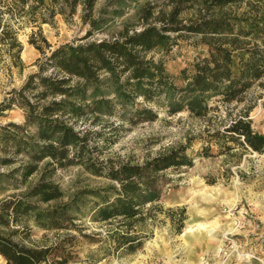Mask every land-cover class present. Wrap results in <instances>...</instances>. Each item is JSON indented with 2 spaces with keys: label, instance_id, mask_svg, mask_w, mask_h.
Segmentation results:
<instances>
[{
  "label": "trees",
  "instance_id": "trees-1",
  "mask_svg": "<svg viewBox=\"0 0 264 264\" xmlns=\"http://www.w3.org/2000/svg\"><path fill=\"white\" fill-rule=\"evenodd\" d=\"M127 1L136 0H107L99 7L98 0H0L6 69L24 68L17 38L23 25L31 28L28 44L39 53L36 69L0 102V117L15 107L23 113L20 124H0L5 264L77 263L86 219L128 233L145 206L160 200L165 172L192 165L187 151L194 138L137 164L101 160L99 143H114L122 124L154 122L158 110L205 118L211 104L240 103L254 86L264 89V0H167L158 8L145 2L136 13L140 30L130 32L123 23L116 36L94 39L109 31ZM56 16L66 23L77 17L85 35L52 48L40 27ZM188 39L202 52L174 76L167 57ZM250 108L222 132L209 134V141L262 153L264 135L251 129ZM71 166L107 182L64 191L53 177ZM33 230L44 233L37 240ZM118 233L110 234L115 250L139 245L136 237Z\"/></svg>",
  "mask_w": 264,
  "mask_h": 264
},
{
  "label": "rangeland",
  "instance_id": "rangeland-1",
  "mask_svg": "<svg viewBox=\"0 0 264 264\" xmlns=\"http://www.w3.org/2000/svg\"><path fill=\"white\" fill-rule=\"evenodd\" d=\"M106 1L98 0L97 6ZM127 2L128 7L109 31L95 35L94 39L116 36L123 23L130 32L140 30L143 21L137 16V9L145 2L158 8L167 0ZM40 30L52 48L82 38L86 32L77 17L66 23L60 16L54 17L50 24H43ZM30 33L27 25L18 29L22 71L7 70L4 65L7 57L2 53L0 102L6 92L20 86L36 69L34 63L39 53L28 44ZM191 41L180 42L167 57V70L174 76L202 52L200 47L193 48ZM248 106H251L247 114L251 129L264 135V89L256 85L240 103L211 104L212 110L205 118H193L186 112L168 116L158 110L156 121L134 126L124 123L114 143L105 147L99 143L103 151L101 160L137 164L194 138L187 151L193 161L189 167L165 172L160 200L145 206L142 217L131 225L128 233L126 227L86 219L83 234L87 237L76 242L75 264H200L201 260L208 264H264V151L243 149L235 143H224V139L221 142L225 147L209 141L212 138L209 134L222 132L243 118ZM22 121L23 113L16 107L0 117V124ZM53 179L68 192L93 189L107 182L84 173L79 166L59 169ZM198 224L204 229L197 228ZM116 231L119 235L136 237L139 245L133 250H115L110 234ZM32 233V238L38 240L44 232ZM0 264H5L1 257Z\"/></svg>",
  "mask_w": 264,
  "mask_h": 264
},
{
  "label": "bare ground",
  "instance_id": "bare-ground-1",
  "mask_svg": "<svg viewBox=\"0 0 264 264\" xmlns=\"http://www.w3.org/2000/svg\"><path fill=\"white\" fill-rule=\"evenodd\" d=\"M232 207H233V205L230 206V208H232ZM197 228H199V229H204V228H203V225H201V224H198V225H197ZM186 232H187V231H186ZM186 232H185V233H186ZM171 263H172V262H171ZM199 263H203V261L201 260V261H199Z\"/></svg>",
  "mask_w": 264,
  "mask_h": 264
},
{
  "label": "built area",
  "instance_id": "built-area-1",
  "mask_svg": "<svg viewBox=\"0 0 264 264\" xmlns=\"http://www.w3.org/2000/svg\"><path fill=\"white\" fill-rule=\"evenodd\" d=\"M200 264H208V263H206V262L204 261L203 263H200Z\"/></svg>",
  "mask_w": 264,
  "mask_h": 264
}]
</instances>
